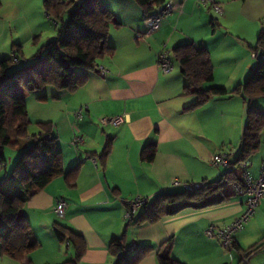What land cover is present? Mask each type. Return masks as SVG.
<instances>
[{"label":"crops","instance_id":"1","mask_svg":"<svg viewBox=\"0 0 264 264\" xmlns=\"http://www.w3.org/2000/svg\"><path fill=\"white\" fill-rule=\"evenodd\" d=\"M168 1L175 8L162 18L157 30L147 33L146 18L135 0H103L120 22L119 26L110 24L107 36L113 53L99 58L87 82L74 91L46 86L27 97V114L34 125L29 136L46 137L47 133L35 125L49 123L50 135L56 137L61 150L64 173L75 168L67 177L51 180L24 206L29 240L38 243L37 249L21 261L0 256V263L62 264L72 260L74 249L70 243L67 246L57 240L55 224L82 236L85 249L77 264H118V255L109 251V245L121 236L128 255L142 245L151 246L138 264H157L156 251L167 240L172 242L171 257L185 264H244L240 250L248 247L243 238L257 234L258 242L264 237V199L234 234L230 249L205 234L210 226L223 227L243 212L246 196L239 194L220 204L184 207L150 224L127 225L124 218L123 200L146 197L151 201L158 194L177 190L171 187L175 180L198 186L224 182L226 170L213 166L211 156L226 150L232 161L241 148L246 99L237 93L215 96L191 107L196 96L185 92L186 78L173 57L174 47L192 42L208 50L213 79L205 87L231 90L242 85L261 60V48H256L264 31V24L259 23L264 18V0H215L223 8L221 16L199 0H163L151 14H159ZM42 2L38 0L31 11L29 0H0V60L10 59L16 50L17 64L26 65L37 51L45 50L49 40L63 33L61 23L47 15ZM163 47L173 64L177 62L166 74L157 65V53ZM40 94L47 99H37ZM253 104L264 113V96L255 98ZM79 109L81 116L77 117ZM114 116H121L117 125L100 122V118ZM74 136H81L83 144L71 145ZM30 143L26 139L16 148L3 149L0 183ZM151 146L154 156L147 161L143 153ZM263 160L262 138L248 159L247 170L253 178L258 177ZM60 198L66 202L63 217L55 212ZM247 264H264V248L250 256Z\"/></svg>","mask_w":264,"mask_h":264},{"label":"trees","instance_id":"2","mask_svg":"<svg viewBox=\"0 0 264 264\" xmlns=\"http://www.w3.org/2000/svg\"><path fill=\"white\" fill-rule=\"evenodd\" d=\"M135 1L142 9L144 18L151 16L155 6L163 2ZM42 4L47 15L57 23H61L63 17L69 14L63 33L49 40L44 46V53L37 51L33 60L22 67H14L13 64L17 62L11 58L0 60V171L5 163L3 149L16 148L20 141L31 140L30 145L19 154L12 171L0 183V254L16 261H21L38 247V243L29 240L30 225L24 213L26 202L51 180L61 175L67 177L75 168L64 173L61 150L56 137L50 135L49 123H38L42 131L47 133L46 137L39 134L29 136L26 99L32 91H41L46 86L72 92L84 85L89 72L96 68L97 60L114 51L107 44L110 24L120 25L103 0H43ZM257 41L256 50L264 46V31L259 34ZM12 53L16 55V50ZM172 54L186 78L185 92L196 96L191 107L201 105L215 96L237 93L246 99L248 108L241 148L232 161L229 156V164L224 167V182L218 180L192 189L158 194L140 209L136 219L133 216L127 221V225L154 223L164 215L173 214L184 207L202 208L229 201L237 194L233 185H243L240 163L248 161L258 150L262 138L264 141V113L253 104L255 98L264 96V59L259 60L242 85L228 90L219 86L205 87L213 79L211 60L205 47L189 42L174 47ZM37 99L45 101L47 97L40 94ZM153 156V146L145 148L143 158L150 161ZM53 231L60 243H70L75 252L72 260L62 264H77L85 249L82 236L60 224H55ZM171 245V240H167L158 247L157 264H185L171 257ZM263 248L264 237L240 250L241 262L249 260L250 256ZM151 250L150 245H142L128 255L122 236L113 238L109 245V251L118 255V264H138Z\"/></svg>","mask_w":264,"mask_h":264},{"label":"built area","instance_id":"3","mask_svg":"<svg viewBox=\"0 0 264 264\" xmlns=\"http://www.w3.org/2000/svg\"><path fill=\"white\" fill-rule=\"evenodd\" d=\"M70 1H76V0H70ZM200 4L203 7H207L211 9L215 14L221 16L223 14V8L222 6L216 2L215 0H199ZM175 6L171 1H168L162 11L157 15H151L147 17L144 21L145 26L147 28V33H152L155 30L158 29L160 22L163 17H165L172 9H174ZM264 24V19L262 21ZM253 57H255V53L252 54ZM261 59H264V46L261 48L260 53ZM11 60L13 62H17L18 57L15 55V53H12ZM157 65L159 69L163 73H169L173 69V59L169 53V51L163 47L158 53H157ZM100 71L102 74H105V70L100 68ZM76 116H81V109H79L76 112ZM100 122L103 125L106 124H112L117 125L121 122V116H114V117H103L100 118ZM84 139L81 136H74L71 140V145L78 146L83 144ZM229 156L230 152L226 150H221L211 156L210 163L215 167H227L229 164ZM240 166L243 168V185L240 184H234L233 190L239 194V195H245V209L243 212L235 218L232 222L229 224L223 226V227H214L210 226L206 229L205 234L209 237H214L219 240L221 245L225 249H230L233 243V236L236 232L241 230L244 225L247 223V221L253 216L256 207L259 204V201L261 199H264V160L262 162L260 173L257 178H253L249 171L247 170L248 167V161H243L240 163ZM198 185L191 184V183H184L181 181L175 180L171 187L182 190V189H192ZM149 199L146 197H137L131 200H123V204L125 207V213L124 218L126 221H129L133 218L135 212L143 208L147 203ZM66 209V202L60 198L57 200L55 205V212L59 217H63L65 214ZM68 246V242H66ZM135 246L134 244L132 245ZM244 264L248 263V259L243 260Z\"/></svg>","mask_w":264,"mask_h":264},{"label":"rangeland","instance_id":"4","mask_svg":"<svg viewBox=\"0 0 264 264\" xmlns=\"http://www.w3.org/2000/svg\"><path fill=\"white\" fill-rule=\"evenodd\" d=\"M4 1H7V2H9V1H11V0H4ZM31 3H30V5H29V8H30V10L31 11H33L35 8H36V5H37V2H38V0H29ZM43 3V2H42ZM29 4V3H28ZM4 6V5H3ZM41 7L43 8V4L41 5ZM6 8H9V6L7 5L6 6ZM257 8H258V6L257 7H255V10H257ZM11 13H13V12H10V14ZM68 19H69V14L67 13L64 17H63V21L61 22V26H60V28L62 29V31L64 30L63 28V26H64V23H66V21H68ZM264 19V18H263ZM262 21L263 20H259V23H260V25L262 26ZM237 24H241V22H238ZM44 53V52H43ZM13 65H15L14 67H22V66H20L19 64H17V63H14ZM25 65V64H24ZM23 65V66H24ZM174 65H177V62L175 61L174 62ZM40 90H35V91H32L29 95H28V97H30V96H35V94H37L38 92H39ZM30 100V99H29ZM29 106H30V104H29ZM34 125H31V124H29L28 125V127H27V132H33L34 131V127H33ZM35 126H39L40 127V125L39 124H37V125H35ZM11 150H13V149H6V152H10ZM17 159L18 158H16V160L13 162V165L11 166V168H10V170L9 171H12V169H13V167H14V165L16 164V162H17ZM223 170L225 171V168H223ZM246 225V224H245ZM260 238V236H258L257 234H246V236L243 238V240H242V242L246 245V247H250V246H252V244H254V243H256V241L258 240ZM62 249H64V247H62ZM226 254H229V253H226ZM232 255H233V259L235 258L236 259V262H237V254H236V252L235 251H233L232 253H231ZM0 256H3V255H1L0 254ZM7 257V256H6ZM5 257V258H6ZM0 258H2V257H0ZM4 258V257H3ZM6 259H8V258H6ZM0 264H3V263H0Z\"/></svg>","mask_w":264,"mask_h":264}]
</instances>
